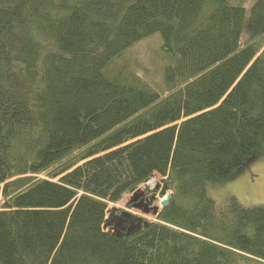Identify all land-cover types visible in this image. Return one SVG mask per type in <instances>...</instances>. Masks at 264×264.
<instances>
[{
    "label": "trees",
    "instance_id": "obj_1",
    "mask_svg": "<svg viewBox=\"0 0 264 264\" xmlns=\"http://www.w3.org/2000/svg\"><path fill=\"white\" fill-rule=\"evenodd\" d=\"M246 3L0 0V264H264V206L208 192L264 155ZM157 176L156 220L110 231Z\"/></svg>",
    "mask_w": 264,
    "mask_h": 264
},
{
    "label": "rangeland",
    "instance_id": "obj_2",
    "mask_svg": "<svg viewBox=\"0 0 264 264\" xmlns=\"http://www.w3.org/2000/svg\"><path fill=\"white\" fill-rule=\"evenodd\" d=\"M247 8L254 3L255 0H246ZM246 40L245 38H243ZM159 185V191L153 193L156 195V205L162 209L163 200H167L171 191L162 196L164 187L163 178L155 177L138 187L133 193L128 194L117 204H110L109 208H117L119 210L130 213L147 222L155 221L156 215L144 212L143 207L132 208L128 203H132L136 197L142 192L150 193L153 188ZM161 188V190H160ZM208 192L219 206L226 204L231 198H236L238 202L246 207L257 205L264 206V155L256 156L250 159L245 167L235 173L231 179L219 182L208 187ZM152 193V192H151Z\"/></svg>",
    "mask_w": 264,
    "mask_h": 264
},
{
    "label": "water",
    "instance_id": "obj_3",
    "mask_svg": "<svg viewBox=\"0 0 264 264\" xmlns=\"http://www.w3.org/2000/svg\"><path fill=\"white\" fill-rule=\"evenodd\" d=\"M158 188V187H157ZM167 193V190L166 188L163 189L162 191V195L164 196L165 194ZM146 193L145 192H142L141 194H139L136 199H138L139 197L141 196H144ZM171 197H172V194L169 195V197L167 198V200H163L162 202V209L165 208L169 201L171 200ZM134 199V200H136ZM144 202V201H142ZM138 203L137 205H135V207H143L144 208V211L145 213L147 214H153L154 216L157 215L160 211V207L158 205H155L153 207H148V205L146 203ZM117 210V208H112L108 211V214L111 215L112 213H114L115 211ZM124 216H131V214L129 213H123ZM114 222H115V225L112 226L111 225V222H110V217L107 218V225H110L112 226V229L110 231H113L115 232L118 236H123V235H127V236H130V235H133L135 233H137L138 231H140V229L142 228V226L144 225L143 224V220L141 218H136L135 219V223L130 225L129 227L126 225V220L123 219V218H120L118 220L115 221V219H113ZM127 230V232H125Z\"/></svg>",
    "mask_w": 264,
    "mask_h": 264
},
{
    "label": "flooded vegetation",
    "instance_id": "obj_4",
    "mask_svg": "<svg viewBox=\"0 0 264 264\" xmlns=\"http://www.w3.org/2000/svg\"><path fill=\"white\" fill-rule=\"evenodd\" d=\"M155 198H156V195H155V194H153V193H147V192H146V194H145L144 196H141V197H139L138 199L133 200L132 203L129 202L128 204H129V206H131L132 208H137V207H135V205H137L138 203H141L142 201H144V202H142V203H146V204L148 205V207H153L154 205H156V200H155ZM122 212L126 213L125 211H116V212H114V213L111 214V216H110V222H111V225H112V226L115 225V222H114L113 219H115V221H116V220H118V219H120V218H123V219L126 220V225H127L128 227H129L130 225H132V224L135 223V219H136V217H135L134 215L131 214V216H129V217L127 216V217H126V216L123 215ZM129 214H130V213H129ZM125 232H127V230H126Z\"/></svg>",
    "mask_w": 264,
    "mask_h": 264
},
{
    "label": "clouds",
    "instance_id": "obj_5",
    "mask_svg": "<svg viewBox=\"0 0 264 264\" xmlns=\"http://www.w3.org/2000/svg\"><path fill=\"white\" fill-rule=\"evenodd\" d=\"M145 212V211H144ZM136 217V216H135ZM136 218H139V217H136ZM143 220V219H142ZM109 227L112 229V226L109 225Z\"/></svg>",
    "mask_w": 264,
    "mask_h": 264
}]
</instances>
